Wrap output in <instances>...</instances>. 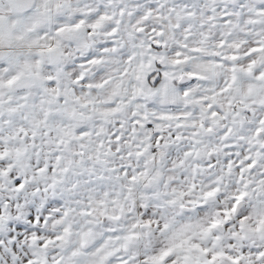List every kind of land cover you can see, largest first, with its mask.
Listing matches in <instances>:
<instances>
[{
	"label": "snow or ice",
	"instance_id": "6c2138e0",
	"mask_svg": "<svg viewBox=\"0 0 264 264\" xmlns=\"http://www.w3.org/2000/svg\"><path fill=\"white\" fill-rule=\"evenodd\" d=\"M0 264H264V0H0Z\"/></svg>",
	"mask_w": 264,
	"mask_h": 264
}]
</instances>
